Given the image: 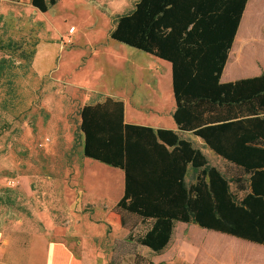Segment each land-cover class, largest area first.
Listing matches in <instances>:
<instances>
[{
  "label": "trees",
  "instance_id": "16d2710c",
  "mask_svg": "<svg viewBox=\"0 0 264 264\" xmlns=\"http://www.w3.org/2000/svg\"><path fill=\"white\" fill-rule=\"evenodd\" d=\"M60 1L31 4L46 13ZM247 3L139 0L133 11L112 18L110 39L172 63L179 129L194 131L247 177L228 179L172 131L126 123L121 100L104 96L84 105V157L125 174L124 196L106 219L130 231L127 241L154 253L185 223L256 244L210 234L207 243L222 252L264 255L257 246H264V148L252 147L264 145V74L220 82ZM135 217L151 222L144 234H134L138 224L129 219Z\"/></svg>",
  "mask_w": 264,
  "mask_h": 264
},
{
  "label": "rangeland",
  "instance_id": "374dc122",
  "mask_svg": "<svg viewBox=\"0 0 264 264\" xmlns=\"http://www.w3.org/2000/svg\"><path fill=\"white\" fill-rule=\"evenodd\" d=\"M83 7L73 0L61 1L50 11L49 20L46 13L32 6L31 0H0V232H14L16 227L42 231L46 226L65 225L84 216H90L95 223L105 222V214L71 211L69 195L77 187L74 176L92 174L103 183L121 181L123 177L121 170L83 155L80 110L104 99L83 86L93 79L83 70L87 65L85 57L90 40H108L107 22L101 16L82 14ZM65 16V23L78 29L76 42H66V55L70 56L57 53L55 74L39 76L33 70L34 49L39 42L54 38L55 32L49 29L51 20ZM48 48L38 57L36 65L40 70L39 60L47 64L52 58ZM102 63L108 66V74L96 76L94 83L104 89L115 87V67L122 64H113L108 56L102 57ZM58 74L61 80L55 78ZM214 165L228 179L247 178L233 164ZM232 187L235 189V184ZM129 220L130 224H138L136 235L144 234L151 225L138 217ZM108 233L102 245L112 253L109 264H213L208 236L237 239L193 224L177 223L167 249L154 253L127 241L128 236L111 244V232Z\"/></svg>",
  "mask_w": 264,
  "mask_h": 264
},
{
  "label": "crops",
  "instance_id": "0c3cea01",
  "mask_svg": "<svg viewBox=\"0 0 264 264\" xmlns=\"http://www.w3.org/2000/svg\"><path fill=\"white\" fill-rule=\"evenodd\" d=\"M73 1L84 6L82 14L89 17L101 16L107 22V42L90 40L88 45L90 49L88 57H85L87 65L83 70L89 78L93 79H88L89 82L92 81L87 86L83 85L86 90L123 101L126 123L146 126L154 130L172 131L181 139L192 143L194 148L200 149L211 165L215 166V162L230 164L211 150L201 137L195 135L194 131L187 132L179 129L174 119L177 103L172 63L109 38L112 18L133 11L139 0ZM51 10L53 7L46 12L48 19ZM66 17L68 16L60 20H51L52 26L49 29L55 32L54 38L45 42L41 41L36 47L33 66L35 72L40 74L39 76H47L49 72L55 74L54 61L57 53L65 58L70 56L66 55V42L71 44L76 42L74 37L78 29L71 24L68 26L65 23L68 22ZM242 18L229 50L227 63L220 79L221 83L235 82L264 74V0H248ZM72 27L75 30L71 33ZM48 47H50L51 62L42 64L39 60L42 66L40 70L36 65L38 57L41 52L47 51ZM103 56L112 57L113 64H122L121 67H115L118 70L115 74L116 86L109 89L94 83L96 76L108 74V66L104 67L102 63ZM55 78L61 80L62 76L58 74ZM252 147L264 148V145L254 144ZM73 181L77 187L71 190L69 195L73 204L71 211L80 214H105V222L95 223L90 216H84L80 220L73 219L65 225L46 226L42 231L16 227L13 228L14 232H0V264H109L112 253L103 247V238L111 232L108 239L111 238L112 244L115 240H124L129 235V230L106 219L108 213L124 196L125 174L123 172L121 181L111 180L103 183V180L96 178L95 175L78 173ZM101 218L103 216L99 217ZM142 247L153 252L147 247ZM209 247L214 253L213 264H264V255L256 258L231 250L222 252L212 245Z\"/></svg>",
  "mask_w": 264,
  "mask_h": 264
},
{
  "label": "built area",
  "instance_id": "2783aa9c",
  "mask_svg": "<svg viewBox=\"0 0 264 264\" xmlns=\"http://www.w3.org/2000/svg\"><path fill=\"white\" fill-rule=\"evenodd\" d=\"M74 30H75V28L72 27V28L70 29V32L72 33V32H74Z\"/></svg>",
  "mask_w": 264,
  "mask_h": 264
}]
</instances>
